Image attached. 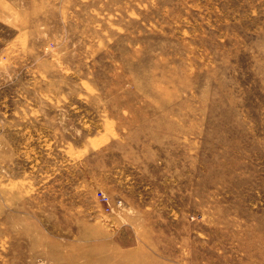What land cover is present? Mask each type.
Returning <instances> with one entry per match:
<instances>
[{"label": "rangeland", "instance_id": "obj_1", "mask_svg": "<svg viewBox=\"0 0 264 264\" xmlns=\"http://www.w3.org/2000/svg\"><path fill=\"white\" fill-rule=\"evenodd\" d=\"M0 264H264V0H0Z\"/></svg>", "mask_w": 264, "mask_h": 264}, {"label": "built area", "instance_id": "obj_2", "mask_svg": "<svg viewBox=\"0 0 264 264\" xmlns=\"http://www.w3.org/2000/svg\"><path fill=\"white\" fill-rule=\"evenodd\" d=\"M101 197L106 201V204L108 205V197L103 194L101 195Z\"/></svg>", "mask_w": 264, "mask_h": 264}]
</instances>
